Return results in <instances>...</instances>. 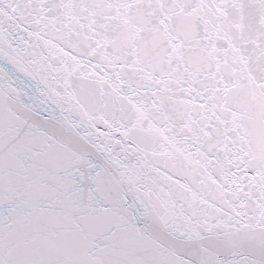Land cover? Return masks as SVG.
Segmentation results:
<instances>
[{
    "label": "snow or ice",
    "instance_id": "6c2138e0",
    "mask_svg": "<svg viewBox=\"0 0 264 264\" xmlns=\"http://www.w3.org/2000/svg\"><path fill=\"white\" fill-rule=\"evenodd\" d=\"M0 264H264V0H0Z\"/></svg>",
    "mask_w": 264,
    "mask_h": 264
}]
</instances>
